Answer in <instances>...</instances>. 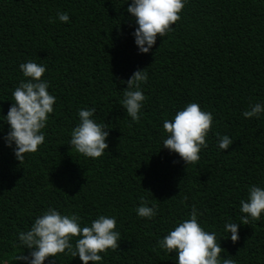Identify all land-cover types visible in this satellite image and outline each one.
<instances>
[{
  "label": "trees",
  "instance_id": "1",
  "mask_svg": "<svg viewBox=\"0 0 264 264\" xmlns=\"http://www.w3.org/2000/svg\"><path fill=\"white\" fill-rule=\"evenodd\" d=\"M122 2L0 0V115L23 79L18 64L28 59L46 65L57 98L44 143L23 162L0 140V264H19L12 259L22 250L17 232L49 205L85 222L98 213L117 217L118 248L102 264H174L156 246L174 220L195 205L205 229L219 235L225 219L238 221L247 186H264V115H241L264 101V0H188L174 30L146 54L137 52ZM57 10L69 22L58 21ZM145 67L143 115L130 123L119 103L122 81ZM188 102L211 111L214 123L200 159L185 165L159 146L163 119ZM82 107H95L109 128L108 148L96 159L67 145ZM217 132L233 139L227 149L217 148ZM140 195L156 204L151 220L136 215ZM238 237L220 239L221 255L264 264V214L240 224ZM57 264L81 261L59 254Z\"/></svg>",
  "mask_w": 264,
  "mask_h": 264
},
{
  "label": "clouds",
  "instance_id": "2",
  "mask_svg": "<svg viewBox=\"0 0 264 264\" xmlns=\"http://www.w3.org/2000/svg\"><path fill=\"white\" fill-rule=\"evenodd\" d=\"M188 0H123L125 11L134 23L130 35L138 54L149 53L157 37H165L174 30L175 22ZM51 21V17L49 18ZM56 19L69 22L67 12L57 10ZM23 79L11 91V103L6 114L0 115V140L12 149L15 160L23 162L26 154L35 153L45 141L44 129L54 112L57 98L49 92L50 82L44 77L46 65L28 59L18 64ZM149 79L146 67L137 68L126 81L119 103L130 123L138 122L143 115L146 96L143 85ZM95 107H82L76 111L78 121L70 129L67 145L84 158L96 159L108 148V127L94 116ZM245 119H259L264 115V101L249 103L241 112ZM214 123L213 113L204 110L197 102H188L176 109L171 119L162 121L159 149L177 154L185 165L195 164L202 149L208 147L206 137ZM219 150L227 149L233 139L227 134L215 133ZM175 162V161H174ZM136 215L151 220L157 215L155 203L144 195L138 197ZM238 221L225 219L220 234L206 230L195 206L172 222L165 235L157 239L156 246L166 252L174 264H237L220 247V239L237 241L238 226L258 221L264 214V186L253 183L246 188V195L239 200ZM230 234V235H229ZM121 238L117 217L98 213L85 222L76 212H63L49 205L36 215L28 228L17 232L21 251L12 259L19 264H57L59 254L78 257L81 264H102L108 251L116 250ZM27 249V254H24ZM103 254V255H102ZM169 254H174L170 256Z\"/></svg>",
  "mask_w": 264,
  "mask_h": 264
}]
</instances>
